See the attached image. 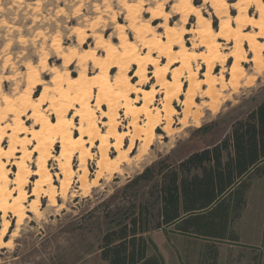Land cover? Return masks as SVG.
<instances>
[{
    "label": "rangeland",
    "instance_id": "rangeland-1",
    "mask_svg": "<svg viewBox=\"0 0 264 264\" xmlns=\"http://www.w3.org/2000/svg\"><path fill=\"white\" fill-rule=\"evenodd\" d=\"M188 1V0H187ZM197 5L203 15L212 21L215 29L219 28L220 21L226 16L219 17L214 13L209 0H189ZM230 8V16L241 14L245 9L250 14L258 15L254 6V0H227ZM264 1V0H263ZM184 0H0V108L6 109L3 95L11 99L18 97L26 89L31 88L33 97H39L43 86L33 85L31 82L38 70L46 85L53 87L51 79L52 68L61 73L72 72L74 76L81 74L86 69L91 77L99 74L89 59L81 58L86 49L96 50L98 54H104L102 48L97 46L93 35L100 34L104 39H111L118 43L117 24H122L129 39L138 46L143 55L148 49L142 45V38L131 27L128 17L129 9L135 14V25L141 27L146 23L156 26L164 22V17L155 18L152 11L167 12L169 21L180 32L182 28H195L197 17L189 14L185 20L178 6ZM233 25L236 24L233 21ZM235 27L233 33L256 34L258 29L247 27L240 33ZM156 32L164 36V29L157 26ZM153 33L146 34V39L153 38ZM185 43L190 47L191 55L206 53V48L200 45L194 34H184ZM61 44V51L57 50V41ZM221 42V52L230 54L238 52L233 41ZM259 41L264 45V37ZM246 61L243 66L246 69L245 76L241 79L237 89L225 92L226 99L222 100L215 110L202 109L199 116V124L190 119L188 125L179 122L182 114L175 118L174 131L167 134L161 128L148 149H145L144 141H136L135 148L128 161L120 165L118 171H108L97 183L96 160L99 155L96 147L92 148L94 157L89 159L88 184L79 189L80 183L76 176L71 186L69 196L66 199L57 197V204L50 205L47 198L41 200L38 213L28 212L23 224L17 228L16 218L10 213L8 219L10 227L4 237L5 243L0 246V264H206L205 246L206 240L193 234L185 235L176 232L174 226H156L158 205L157 181L159 163L164 162L162 168L167 165L176 167L180 161L193 152L212 147L222 141L232 130L234 123L244 119L253 109L264 101V48L262 60L258 65L250 61L253 53L245 42ZM178 48V46H177ZM156 56L157 53L153 52ZM241 54V53H239ZM67 57V61L64 59ZM69 60V61H68ZM229 57L223 65L230 78L229 68L233 63ZM167 60L161 57V66L166 67ZM194 70L200 69V77L206 71V65L201 58H193ZM136 65H132L129 74L134 75ZM182 71L181 64H175L169 70V77L173 69ZM222 66L216 63L215 72H219ZM149 75L152 76L153 67L148 66ZM117 69H113L112 76ZM187 72L183 69V83ZM139 78L133 76V81ZM155 79L145 85L148 88L154 86ZM207 86H204L206 88ZM97 89H95V94ZM50 94L58 97L57 93ZM163 94L157 95L155 104L160 105ZM184 99V95H181ZM208 98H197L198 102ZM95 99H93V103ZM49 102L42 105V111L55 120V115L48 109ZM175 106L182 111L183 106ZM106 110V106H103ZM31 111L21 113L29 129H36L38 125L30 118ZM74 110H70L72 116ZM99 121L106 120L100 112L97 113ZM144 118V116H141ZM13 115L7 113L1 122L2 126L11 124ZM122 121V122H121ZM130 118H125L120 111V129L126 131L129 128ZM79 119H76L78 124ZM102 126V122L100 123ZM105 131L107 127L103 128ZM75 134H79L75 131ZM28 135H22V137ZM114 141V139H111ZM36 141H32L29 149L34 148ZM99 144V141H97ZM8 139L5 138L4 146L8 147ZM129 145V139L125 140V146ZM60 143H56L55 154L60 152ZM116 153L113 151L112 156ZM28 158L27 163L31 169L36 170V157ZM76 155L73 166L78 169L79 160ZM52 173L59 172L58 164L54 160L49 161ZM147 167H154V177L151 180H143L130 184ZM13 173L17 171L12 167ZM14 178V175H12ZM36 177L31 178L27 191L32 193ZM55 183L60 185L59 180ZM74 193V195H73ZM34 198V197H33ZM31 200V199H30ZM147 202L150 218V229L140 232L136 236L128 235L125 239H117L112 244L113 249L109 253V259H104L102 251L104 236L120 225L130 223L141 203ZM2 212L0 213V229L2 228ZM238 226V225H237ZM223 255L222 264L236 259L239 251L235 250L228 241L221 242ZM227 259V260H225Z\"/></svg>",
    "mask_w": 264,
    "mask_h": 264
},
{
    "label": "bare ground",
    "instance_id": "bare-ground-1",
    "mask_svg": "<svg viewBox=\"0 0 264 264\" xmlns=\"http://www.w3.org/2000/svg\"><path fill=\"white\" fill-rule=\"evenodd\" d=\"M209 1L217 16L227 15L226 19L220 21L218 29H215L212 21L189 0H184L178 9L185 20L191 13L196 15L197 26L190 29L184 26L180 32L170 23V15L164 11H152L153 17H164L163 23L152 26L148 22L137 27L136 16L129 9L131 27L142 38V45L148 49L147 54H142L138 46L129 39L124 26L119 23L118 43L104 39L100 34H94L93 38L104 54L86 49L85 55L81 58L84 61L89 59L99 69L98 76L91 77L86 69H83L80 75L74 76L72 72L61 73L58 69L52 68L53 87L50 88L39 71L35 70L31 83L43 86L39 97H33L31 88L14 99L3 95L2 100L6 104V109L0 108V213L2 212L0 246L5 243L4 237L11 224L8 219L10 213L16 218V226L19 228L28 212L38 213L42 199L47 198L50 205L57 204V197L66 199L75 176L76 181L80 183L79 189L88 184L90 175L88 161L94 157L92 148L96 147L99 153L96 160V178L93 181L97 183L108 171H118L120 165L129 160L137 140L144 141V148L148 149L159 128L167 134L173 133L175 118L181 114L179 120L181 124L188 125L191 118L199 124L202 109L215 110L217 105L226 99L225 92L237 89L245 76L246 69L243 66V61L247 58L245 42L249 51L253 53L250 61L256 65L261 62L264 45L259 39L264 37V1L254 0L258 15L250 14L245 9L241 14L234 16L236 26L233 25L227 0ZM157 26L164 29V36L156 32ZM235 27L239 33L247 27H255L258 32L237 36L233 33ZM149 33H153L154 37L146 39V34ZM185 33L194 34L199 44L206 48V53L199 54V57L192 56L190 47L185 43ZM219 39L233 41L238 52H231L229 55L222 53ZM56 47L61 51L59 40ZM153 52L157 55L155 56ZM161 57L166 58V67L161 66ZM229 57L234 60L229 68L230 78H227L225 75L227 69L223 65ZM193 58H201L202 63L206 65V71L202 74L204 78L199 76L201 66L194 70ZM64 59L67 61V57ZM217 62L222 66L218 73L215 72ZM178 63L181 64L182 71L174 68L169 77L168 69ZM133 64L137 67L133 76L139 78L138 82L133 81V76L129 74ZM149 65L153 67L152 76L148 74ZM115 68L117 72L112 76ZM183 69L187 72L185 79L188 82L187 88L183 83ZM151 78L155 79V83L148 88L145 85ZM51 90L52 93H57L58 97L51 95ZM159 94H163L159 102L161 106L155 104ZM181 95H184V99L180 98ZM198 97L208 100L198 102ZM46 101L50 103L48 109L55 115V120L42 111V105ZM175 101L183 106L182 111L177 109ZM103 106L107 109L105 110ZM27 110L31 111L30 118L38 125L36 129H29L21 116V113ZM70 110H74L72 116H69ZM121 110L125 118H130L126 131L120 129ZM98 112L106 120L99 121ZM7 113L13 115L12 123L2 126L1 122ZM104 127H107L106 131ZM75 131L79 134H75ZM5 138L8 139V147L4 146ZM126 139H129L128 146H125ZM32 141H36V144L30 150L29 145ZM56 143H60L61 148L58 154L54 153ZM113 151L116 153L114 156ZM34 153L38 154L36 170L31 169L27 163L28 158H32ZM76 155L79 160L78 169L73 166ZM51 159L57 162L59 168V172L54 174L48 164ZM13 166L17 168L14 173ZM55 176L60 185L55 183ZM33 177L36 179L32 193H29L27 188Z\"/></svg>",
    "mask_w": 264,
    "mask_h": 264
},
{
    "label": "trees",
    "instance_id": "trees-1",
    "mask_svg": "<svg viewBox=\"0 0 264 264\" xmlns=\"http://www.w3.org/2000/svg\"><path fill=\"white\" fill-rule=\"evenodd\" d=\"M264 163V101L244 119L234 123L231 132L212 147L196 151L176 167L159 163L156 226H174L176 232L210 240L238 241L232 229L246 206L250 179L261 172ZM147 167L130 184L154 177ZM147 202L139 205L132 219L104 236L102 256L109 259L115 240L136 236L150 229ZM206 264H217L216 243L207 245Z\"/></svg>",
    "mask_w": 264,
    "mask_h": 264
},
{
    "label": "crops",
    "instance_id": "crops-1",
    "mask_svg": "<svg viewBox=\"0 0 264 264\" xmlns=\"http://www.w3.org/2000/svg\"><path fill=\"white\" fill-rule=\"evenodd\" d=\"M261 172L250 179V187L246 192V206L241 215L232 224V229L238 235V241L229 239H206L207 245L216 243L218 247L217 264H222L223 255L221 242L228 241L239 256L226 261L225 264H264V163ZM238 225V226H237ZM227 260V259H225Z\"/></svg>",
    "mask_w": 264,
    "mask_h": 264
}]
</instances>
